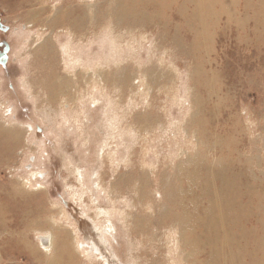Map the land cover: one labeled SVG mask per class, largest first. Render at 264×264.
I'll return each mask as SVG.
<instances>
[{"label": "rangeland", "instance_id": "374dc122", "mask_svg": "<svg viewBox=\"0 0 264 264\" xmlns=\"http://www.w3.org/2000/svg\"><path fill=\"white\" fill-rule=\"evenodd\" d=\"M249 1L260 19L237 0L238 30L187 0H0V126L19 133L0 143V188L27 187L35 209L3 206L0 264L205 261L196 227L171 228L194 168H225L264 242V0ZM262 251L237 264H264Z\"/></svg>", "mask_w": 264, "mask_h": 264}, {"label": "bare ground", "instance_id": "6f19581e", "mask_svg": "<svg viewBox=\"0 0 264 264\" xmlns=\"http://www.w3.org/2000/svg\"><path fill=\"white\" fill-rule=\"evenodd\" d=\"M125 1V0H124ZM159 2V1H158ZM122 3V2H121ZM120 3V4H121ZM127 3V2H126ZM187 3L193 5V17L196 16L198 19H202L206 15H210L212 10L217 11V15L214 17V21L220 20V18H224V22H226V26L234 25L236 29H241L243 24L239 20H243L244 17H240L236 11L237 0H187ZM244 5H248L249 8H244V10L249 14L252 13V16L255 21H259V7L257 4L254 6L249 0H244ZM245 7V6H243ZM163 8V7H162ZM249 9V10H248ZM251 9V10H250ZM130 10V9H129ZM122 11V10H121ZM127 12V11H126ZM68 11H63L61 14L56 16V19L66 20L67 22H74L68 16ZM213 17V16H210ZM79 19H84V16ZM197 19V20H198ZM54 21L55 23L58 22ZM77 23L79 21H76ZM199 23V21H198ZM258 22H256V25ZM210 29L212 26H209ZM231 28V27H230ZM257 31V30H256ZM209 36L208 29H204L201 31V37ZM205 40V39H204ZM205 45V44H204ZM206 46V45H205ZM8 56V54H6ZM51 99L53 100V95H50ZM68 108V105L65 104ZM11 107V106H10ZM11 114H15L14 107L10 109ZM31 131L33 133V126L30 125ZM4 128L0 126V143L4 148H12L14 144L19 142V133L18 132H5L3 131ZM8 130V129H5ZM4 150V149H3ZM29 160L31 161L30 167L32 163L35 161V156H29ZM220 165V164H219ZM32 168V167H31ZM36 169V168H35ZM33 170V169H32ZM224 172L218 173L219 175H213L211 172L210 174H203L205 171L193 169V172L190 173V178L193 176L190 184L198 187V192H195L187 189L185 192L181 193L180 196H176L177 199L174 198L175 203L178 204L179 213L175 214L173 218L176 221L171 228L175 229L178 228L179 232L185 234L192 233L191 227H196L199 233L198 238L194 239V244L192 243L193 247H195L196 251L198 252V258L201 255L207 256L206 260H196L194 263H203V264H237L238 260L244 261L247 259L255 260L253 254L256 252H263V241L257 239H250L253 236L254 230L249 229L247 227L249 219H255L252 214V208L249 204L248 200L243 201L242 197L244 194L241 192L240 189H236L235 187L229 190V186L232 185L234 178H227L224 176L225 168L223 169ZM44 172V171H43ZM45 173V172H44ZM233 176L235 177V173ZM238 175V174H237ZM31 180H29V184L33 185H41L39 178L43 177V173L39 170L30 171ZM204 177V179H202ZM230 177V176H229ZM221 179L222 188L219 187L215 189L213 182L215 179ZM34 180L33 182H31ZM45 180V179H44ZM188 179V183H189ZM205 181V182H203ZM45 182V181H44ZM206 185V187H203ZM24 192L28 189L27 187H23ZM229 190V191H227ZM24 192H10L4 191L1 192L0 188V220H1V210L4 212L6 209L3 208L5 203L12 202L15 198H21L22 206L27 201L31 203V199L33 198L32 195H28ZM206 199V201H205ZM7 200V201H6ZM9 201V202H8ZM205 201V202H204ZM12 206V205H11ZM24 210L22 216H28L30 213H33L35 209L28 211L31 208L29 204L24 205ZM8 210V208H7ZM9 211V210H8ZM101 212L106 214L105 211L102 209ZM107 212V211H106ZM109 214V212H108ZM257 219V218H256ZM258 222V220H255ZM112 225H106L104 228L105 230H111ZM176 228V229H177ZM172 230V229H170ZM111 232V231H110ZM112 233V232H111ZM107 236L108 240L110 239V234ZM50 234L48 232L43 233L39 237V241L41 245L48 246L50 244ZM200 240V242H199ZM199 242L201 246L197 244ZM231 242V243H230ZM188 243V242H187ZM230 243V244H229ZM251 246L253 247L252 251H250ZM231 247V248H230ZM193 248L192 250L195 251ZM233 249V250H232ZM195 251V252H196ZM232 252V253H231ZM190 254H195L192 251ZM187 254V259L190 256ZM234 254V256H233ZM235 257V263L234 258ZM241 264V263H239Z\"/></svg>", "mask_w": 264, "mask_h": 264}, {"label": "water", "instance_id": "95a60500", "mask_svg": "<svg viewBox=\"0 0 264 264\" xmlns=\"http://www.w3.org/2000/svg\"><path fill=\"white\" fill-rule=\"evenodd\" d=\"M6 51H7V47H3V49L0 51V63L1 64H4L6 59H7V56H6Z\"/></svg>", "mask_w": 264, "mask_h": 264}]
</instances>
